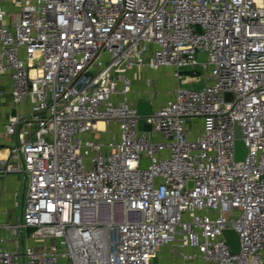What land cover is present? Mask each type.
Returning <instances> with one entry per match:
<instances>
[{"label":"built area","instance_id":"2783aa9c","mask_svg":"<svg viewBox=\"0 0 264 264\" xmlns=\"http://www.w3.org/2000/svg\"><path fill=\"white\" fill-rule=\"evenodd\" d=\"M133 68L171 98L146 78L139 114ZM3 75L0 176L23 180L0 264H264V0H0Z\"/></svg>","mask_w":264,"mask_h":264},{"label":"crops","instance_id":"0c3cea01","mask_svg":"<svg viewBox=\"0 0 264 264\" xmlns=\"http://www.w3.org/2000/svg\"><path fill=\"white\" fill-rule=\"evenodd\" d=\"M6 6L7 4L4 3ZM10 4L8 3V7ZM163 70V69H161ZM165 70V69H164ZM159 71V70H158ZM158 71L147 69V68H133L129 71L130 76L134 78L133 80V92L130 95V101L132 103H137L140 100L145 99L147 96L143 92H139L144 88L145 79L150 77H145L139 80V84L136 82L137 77L136 73L141 72V75H146L147 72L153 75H157ZM152 79V78H151ZM170 79V78H169ZM153 89L158 92L159 98L156 99V103L164 102L165 100L171 98L172 90L174 88V83L171 80H164L160 77L154 79ZM171 84L173 88L171 89ZM140 85L138 88L137 86ZM195 86V85H194ZM200 86V85H199ZM3 95L0 97V147L5 148V145H9L12 142L11 137H7L4 134L3 123L7 117V114L10 110L9 98L6 101ZM6 101V102H5ZM13 175L0 176V221H12L16 215H19L22 210V199L19 201L18 197L22 192V183L18 182ZM10 178V179H9ZM9 181V182H8ZM18 192L17 195H14V192ZM173 249L170 246L162 247L159 250V256L154 259L153 264H175L180 263L181 261L177 258L175 259ZM200 263V262H198Z\"/></svg>","mask_w":264,"mask_h":264},{"label":"water","instance_id":"95a60500","mask_svg":"<svg viewBox=\"0 0 264 264\" xmlns=\"http://www.w3.org/2000/svg\"><path fill=\"white\" fill-rule=\"evenodd\" d=\"M197 58L199 59H205L204 54H198ZM227 98L230 97L229 94L226 95ZM151 111V104L150 102L147 101H140L138 103V112L139 114L143 115V114H148ZM145 129H149V126L147 124L144 125ZM242 134H241V130H240V126L235 123L234 124V137H235V141H234V156H235V160H241L243 159L245 153H246V146L241 138ZM143 167H146L148 164V160H144L143 161ZM189 185L191 186V182H189ZM223 236L229 246V249L231 252H238L239 251V236L238 234L235 232L234 229L231 228H227L224 229L223 231Z\"/></svg>","mask_w":264,"mask_h":264},{"label":"rangeland","instance_id":"374dc122","mask_svg":"<svg viewBox=\"0 0 264 264\" xmlns=\"http://www.w3.org/2000/svg\"><path fill=\"white\" fill-rule=\"evenodd\" d=\"M141 72H137L136 73V77H137V79H136V82L139 84V80H140V78H141V80L143 79V78H145V77H150V78H154V79H156V78H158V77H160L161 79L163 78L164 80H170L169 79V71H167V70H161V69H159V71H158V73H157V75H153V74H150V73H148L147 72V74L146 75H141L140 74ZM140 80V81H141ZM202 84V82L199 80V82H194L192 85H195V87H198L199 85H201ZM140 85H138L137 87L138 88H140L139 87ZM175 87V86H174ZM185 87H189V85H185ZM173 88V85L171 84V89ZM0 90H3L2 91V95L4 96V97H6L5 99H6V101H8V98H9V89H8V80H7V77L6 76H0ZM156 98L158 99L159 98V95L158 94H156ZM5 101V102H6ZM0 105H1V103H0ZM2 114L3 113H1L0 115L2 116ZM141 125H142V121L140 122V124L138 125V128H141ZM94 137H96V135L94 136ZM14 177L13 178H15L19 183L21 182L22 183V180H23V177H22V175H19V174H17V175H13ZM10 179V178H9ZM9 182V181H8ZM21 194L19 195V197H18V199H19V201H21Z\"/></svg>","mask_w":264,"mask_h":264},{"label":"bare ground","instance_id":"6f19581e","mask_svg":"<svg viewBox=\"0 0 264 264\" xmlns=\"http://www.w3.org/2000/svg\"><path fill=\"white\" fill-rule=\"evenodd\" d=\"M102 125H103L102 122H98V123H97V126H99V127H102Z\"/></svg>","mask_w":264,"mask_h":264}]
</instances>
